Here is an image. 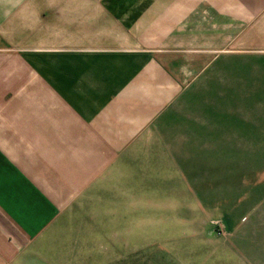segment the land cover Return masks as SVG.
<instances>
[{"label":"crops","instance_id":"crops-1","mask_svg":"<svg viewBox=\"0 0 264 264\" xmlns=\"http://www.w3.org/2000/svg\"><path fill=\"white\" fill-rule=\"evenodd\" d=\"M83 11L72 18L77 48L58 55L69 68L0 84V264H65L79 245L72 220L95 228L96 205L118 195L137 204L160 172L183 171L185 152L167 148L191 91L176 93L192 67L177 51H221L210 44L233 42L230 29L243 26L249 60L263 61L264 93V0H88ZM192 169L179 193L187 202Z\"/></svg>","mask_w":264,"mask_h":264},{"label":"rangeland","instance_id":"rangeland-1","mask_svg":"<svg viewBox=\"0 0 264 264\" xmlns=\"http://www.w3.org/2000/svg\"><path fill=\"white\" fill-rule=\"evenodd\" d=\"M87 4L0 0V84L22 82L25 70L34 78L39 69L69 68L71 59L58 55L77 48L80 25L72 18L84 15ZM230 31L233 42L210 44L221 51L203 57L194 45L177 51L187 54L185 63L192 67L176 93L189 86L191 91L181 95L176 138L166 147L185 152L183 171L160 172L159 186L142 191L137 204L118 195L96 205L90 214L97 216L95 228H84L88 221L82 217L72 220L79 245L65 251V264H264L263 61L249 60L245 27ZM187 151L197 154L193 163ZM190 169L187 202L179 193L187 191ZM141 197L150 202L140 203ZM88 209L78 213L87 217Z\"/></svg>","mask_w":264,"mask_h":264}]
</instances>
